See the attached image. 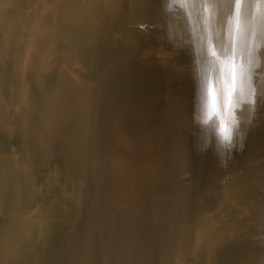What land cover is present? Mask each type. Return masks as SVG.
<instances>
[{
    "label": "bare ground",
    "instance_id": "6f19581e",
    "mask_svg": "<svg viewBox=\"0 0 264 264\" xmlns=\"http://www.w3.org/2000/svg\"><path fill=\"white\" fill-rule=\"evenodd\" d=\"M160 2L144 6V16L126 0H0V132L42 151L73 122L72 136L66 135L72 143L61 156L82 177L83 191L80 220L61 242L68 264H179L199 246L210 215L225 209L229 181L264 149V116L243 121L225 114L227 101L249 89L247 78L212 59L262 24L264 0H216L218 21L202 33L192 65L144 49L116 54L95 77L85 72L80 53L96 44L112 49L121 37L140 44L152 36L157 45L179 50L190 41V33L161 13ZM14 15L21 23L10 26ZM247 61L255 68L264 56ZM19 69L18 88L11 80ZM173 78L181 88L172 96L182 106L174 113L153 108ZM125 94L148 96V112L111 118L109 105ZM23 160L0 153V217L6 220L0 264H31L42 222V213L26 212L35 177ZM192 190L197 194L189 199ZM214 242L212 236L204 241L207 248ZM255 255L264 261L262 243Z\"/></svg>",
    "mask_w": 264,
    "mask_h": 264
},
{
    "label": "rangeland",
    "instance_id": "374dc122",
    "mask_svg": "<svg viewBox=\"0 0 264 264\" xmlns=\"http://www.w3.org/2000/svg\"><path fill=\"white\" fill-rule=\"evenodd\" d=\"M29 1L41 5L50 2V0ZM156 1L157 0H126V3L131 9H139V13L145 16L149 11L146 10L147 8L144 9V6H152ZM160 4V11L163 10L161 13H163L166 18L170 19L179 29H183V32L186 30V34L190 33L193 36L190 41L184 42L183 47L179 50L171 48L169 42H161L159 43L160 45H157L152 36L143 37V41L140 44H130L124 37H121L119 38L120 41L113 47L114 49H110L105 44H96L94 47H88L86 51L80 53V61L85 72L87 73L88 68L93 67L96 62H100L101 58H107L106 53L108 50H113L115 54H118L120 52L116 50L121 49L122 45L126 46L127 44L129 46H134V49L137 50L146 49L148 52L159 51L161 54L174 57L187 66L194 64L199 58L198 51L199 44L202 40L201 38H203L202 33L208 34L214 29L218 21L219 11L216 0H161ZM199 13L202 16H200ZM21 19L22 16L14 15L7 22L10 26H17L20 25ZM178 22L180 24H178ZM183 25L186 26L184 27ZM257 27H255V30H252L250 35L231 51L212 54V59L216 65H222L221 67L223 68L231 69L233 76H238V79L247 78L248 80L249 89L246 91L241 90V94H237V96L227 101L228 107H225V114L231 120L259 121L261 117L264 116V61H260V65L255 68H249L247 64L248 56H257L258 54H261L262 57L264 56V21L260 26L257 25ZM201 28L203 30H200ZM99 67L98 72L101 68ZM166 81L167 93L156 100L153 108L158 110L167 108L171 113H174L176 110L180 109L183 104L178 98H173L172 96L180 91L181 84L179 82L180 80L177 78L167 79ZM150 100L148 96L125 94L111 103L107 111L111 118H127L139 111H143L144 113L148 112L149 109L147 104ZM72 124V120H68L63 127L62 133L64 134H59L61 139L57 141L59 138L58 136L55 140L56 142L54 141L55 144L53 143L49 146L45 145L42 151H34L29 142L26 143L27 141L21 139L19 136H8L0 132V147L7 146L6 148H8V146L13 144L14 140L18 139L21 146L24 148V154L21 153V155L12 156V153L19 154L14 151L15 149L13 146V148L0 150V153L13 160L22 161L24 159L23 161L27 160L31 162L30 164L34 172L35 181L32 187V200L26 207V212L42 213V222H40L41 230L39 229L37 234L38 238L36 237L37 240H34V243L36 242L35 246L34 243L32 244L33 251L31 250L29 260L30 262L33 261L31 264H68L65 257L60 253L61 242L65 234H68L80 220V215L82 213L80 210L82 207L81 194L83 191L82 177L76 175L66 159L61 156L64 148L68 149L69 145L72 143ZM253 126L257 125L253 124ZM262 130V132H264V127ZM67 133L71 135L68 136L70 141L66 139ZM69 142L71 143L69 144ZM47 148H49V150ZM55 151H58V153L56 152V154ZM50 162H57L61 164V167H48ZM190 183L191 178L188 176L184 184L187 186ZM227 186L228 199L225 209L219 213L210 215L209 218L217 217V220L204 232L203 226L205 224L202 226L200 230L202 240L199 246L193 255L181 258L179 264H264V261L261 262L260 257L255 255L261 243L264 247V149L252 156L245 166L229 181ZM196 194V191L192 190L187 196L189 199H193ZM36 199L37 201L35 202ZM231 209L234 213L231 212ZM209 218L207 220H209ZM5 228L6 220L3 218L0 231ZM217 234L219 235L217 236ZM257 235L258 237H256ZM208 236H212L215 242L207 248L204 241ZM246 257L250 258L246 259Z\"/></svg>",
    "mask_w": 264,
    "mask_h": 264
},
{
    "label": "water",
    "instance_id": "95a60500",
    "mask_svg": "<svg viewBox=\"0 0 264 264\" xmlns=\"http://www.w3.org/2000/svg\"><path fill=\"white\" fill-rule=\"evenodd\" d=\"M122 45V44H121ZM134 46H129L128 44L125 46V45H122V48L121 49H119V50H116L117 52H120V53H125L126 51H128V52H130V56H133V55H135L137 52H138V50L137 49H134L133 48ZM106 55H107V58H101V60H100V62H102V63H100V62H96V64H94L93 65V67H91V68H88V70H87V74H88V76L91 78V77H93V76H95V75H97V73H98V67L100 66V67H106V63H107V61H109V60H113L115 57V53L113 52V50H108L107 51V53H106ZM99 67V68H100ZM11 82H13V85H15V87L18 85V88H19V85H20V69L17 71L16 70V72H15V74L13 75V78H12V80H11ZM19 90V89H18ZM18 90H16V91H18ZM14 147V151L15 152H18L19 154H14V153H12L11 155L12 156H15V155H21V153H23V147L21 146V144H20V142H19V140L18 139H16V140H14V142H13V144L11 145V146H8V148H6L7 146H2V147H0V150H4V149H9V148H13ZM10 151L12 152V150L10 149ZM10 152V153H11ZM24 154V153H23ZM52 166H55V167H61V164H59V163H57V162H50V164H49V166L48 167H52ZM47 169V168H46ZM46 171V170H45ZM45 173V172H44ZM48 175H50V174H48ZM233 183V182H232ZM228 187V186H227ZM37 201V199L35 200V202ZM35 205V204H34ZM34 205H33V207H34ZM29 210H30V208H29ZM28 210V211H29ZM217 220V217L216 218H209V220H207V222L205 223V225L203 226L204 228H203V232L213 223V222H215ZM2 223H3V218L2 217H0V226L2 225Z\"/></svg>",
    "mask_w": 264,
    "mask_h": 264
}]
</instances>
